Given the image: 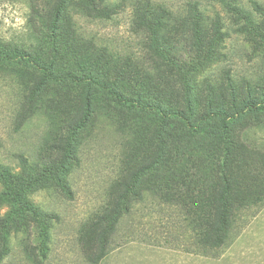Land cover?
<instances>
[{
  "label": "rangeland",
  "instance_id": "obj_1",
  "mask_svg": "<svg viewBox=\"0 0 264 264\" xmlns=\"http://www.w3.org/2000/svg\"><path fill=\"white\" fill-rule=\"evenodd\" d=\"M58 2L0 0V170L12 174L0 181V264H264V173L229 151L239 141L264 149V47L232 12L259 22L251 2L264 0H95L109 19L79 0L54 16ZM140 15L173 24L162 35L180 43L169 52L178 68L147 49ZM215 24L222 36L187 77L183 28L205 41ZM107 82L148 108L185 113L189 90L188 124L117 105ZM160 127L168 153L135 180ZM223 178L232 215L216 249Z\"/></svg>",
  "mask_w": 264,
  "mask_h": 264
},
{
  "label": "trees",
  "instance_id": "obj_2",
  "mask_svg": "<svg viewBox=\"0 0 264 264\" xmlns=\"http://www.w3.org/2000/svg\"><path fill=\"white\" fill-rule=\"evenodd\" d=\"M69 0H59L57 10L54 16H57L62 9L66 6ZM81 7L85 10L88 16L97 18V19H109V15L106 11L101 10L96 7L94 4L95 0H79ZM254 12L261 18L259 22L249 16H243L242 13L237 9H232L233 17L235 18L236 25L239 27V32L245 34L247 40L251 43L256 44L258 47H264V8H261L255 2H251ZM161 7V6H160ZM162 11H165L163 6L161 7ZM161 11V10H160ZM159 12L158 14H161ZM138 31L141 34H146L149 36V43L147 49L150 50L156 57L161 59L163 62L167 64V66H174L178 68L177 62L174 60L175 57L171 56L169 53L174 47L178 46L180 43L177 39L167 41L164 35H162V31L171 33L173 31V24L168 28V24L166 22L161 23L160 19L155 21L154 23H150L145 15H140L138 18ZM242 26V27H241ZM241 27V28H240ZM241 30V31H240ZM188 35V36H187ZM182 38H185V53L190 55L189 63L186 66V76H191L197 70L199 63L197 59H199L202 50L205 48L208 50V55L211 56V52L215 49V44L219 40L221 33L218 24L214 25L212 34L210 39H206L203 41V38L197 32L195 27L193 28H183V32H181ZM2 59V58H1ZM187 84V83H186ZM103 88L107 91L112 100L119 106L126 107L128 109L141 108V110H153L155 111L160 120L167 122L172 119H179L181 123L186 126L188 124L187 115L192 114L191 108V97L190 92L187 90L186 95V107L188 108L187 113L178 110H164L160 106H155L153 108H148L143 104V100L139 97L133 99L129 97H125L119 91L116 90L112 84L104 83L102 84ZM188 89V84H187ZM86 115L90 112V108L86 105L83 113ZM82 109L78 111L77 119L79 120L77 129L82 128L85 125L87 118L84 114H82ZM187 114V115H186ZM81 117L79 118V116ZM71 125L73 126V116L71 119ZM245 128L250 127V125H243ZM71 135L73 136V127L70 126ZM151 142L155 144V149L151 154V160L146 164H143L139 167V169L134 174V179L146 173L150 169L160 166L163 157L168 153L169 147L166 139L163 137V128H157L153 131L150 137ZM70 143H68L67 147H69ZM1 149V143H0ZM229 151L232 153L231 157L235 159L239 165L247 166V167H258L264 173V149H260L254 143H248L247 141H239L234 143V146L229 148ZM224 172V171H223ZM133 181H131V185L129 189L133 186ZM12 174L8 171V169L4 168L0 170V181L11 182ZM222 185L217 190L215 195L213 196V216H212V227H211V240L210 246L216 249H219L223 246L225 241V235L229 225V218L232 215V184L231 181L227 178H223L221 180ZM104 248V246H103ZM103 256V252L99 255L98 258Z\"/></svg>",
  "mask_w": 264,
  "mask_h": 264
}]
</instances>
